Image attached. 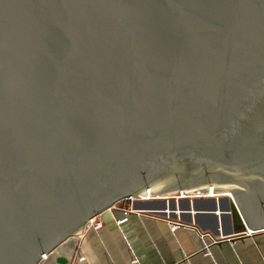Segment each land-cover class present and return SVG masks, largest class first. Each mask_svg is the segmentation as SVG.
I'll use <instances>...</instances> for the list:
<instances>
[{"label":"water","instance_id":"1","mask_svg":"<svg viewBox=\"0 0 264 264\" xmlns=\"http://www.w3.org/2000/svg\"><path fill=\"white\" fill-rule=\"evenodd\" d=\"M218 189L231 236L264 227V0H0V264H70L128 196Z\"/></svg>","mask_w":264,"mask_h":264},{"label":"crops","instance_id":"2","mask_svg":"<svg viewBox=\"0 0 264 264\" xmlns=\"http://www.w3.org/2000/svg\"><path fill=\"white\" fill-rule=\"evenodd\" d=\"M227 201L219 191L115 203L81 230L70 264H264V228L231 236ZM126 206L133 210L117 224Z\"/></svg>","mask_w":264,"mask_h":264},{"label":"built area","instance_id":"3","mask_svg":"<svg viewBox=\"0 0 264 264\" xmlns=\"http://www.w3.org/2000/svg\"><path fill=\"white\" fill-rule=\"evenodd\" d=\"M150 196H152V195H148V194H137V195H135V196H128L127 198L131 201V200H133V199H138V198H145V197H150ZM118 203V202H117ZM133 210V208L132 207H130V206H126V207H123V209H122V213L116 218V223L117 224H120V223H123L124 221H127V219H128V214L130 213V211H132ZM93 220H94V217H91V218H89L88 220H87V222L85 223V225H84V227H87L88 225H90V224H92L93 223ZM95 226H97L96 224H95ZM176 226H178V224L177 223H172V225H171V227L172 228H174V227H176ZM264 228V227H263ZM262 228V229H263ZM249 233H251V232H249ZM42 257H45V254H42ZM173 264H181L180 262H176V263H173Z\"/></svg>","mask_w":264,"mask_h":264},{"label":"bare ground","instance_id":"4","mask_svg":"<svg viewBox=\"0 0 264 264\" xmlns=\"http://www.w3.org/2000/svg\"><path fill=\"white\" fill-rule=\"evenodd\" d=\"M209 185H211V187L209 188ZM213 188V184H208V191L209 190H212ZM219 190V189H218ZM221 191H225L224 192V195H229V192H227V189H220ZM160 190L159 191H145V192H142L141 194H148V195H151L150 193H156V194H159ZM209 193V192H208ZM168 195V194H167ZM254 230V229H253ZM77 235L79 236L80 235V232L77 233ZM78 242V241H77ZM66 251H70L71 252V248L70 247H66Z\"/></svg>","mask_w":264,"mask_h":264},{"label":"rangeland","instance_id":"5","mask_svg":"<svg viewBox=\"0 0 264 264\" xmlns=\"http://www.w3.org/2000/svg\"><path fill=\"white\" fill-rule=\"evenodd\" d=\"M223 193H224V192H223ZM81 238H83V236H81V235H80V237L78 236V240L81 239ZM76 246H77V245H76ZM75 250H76V249H75Z\"/></svg>","mask_w":264,"mask_h":264}]
</instances>
